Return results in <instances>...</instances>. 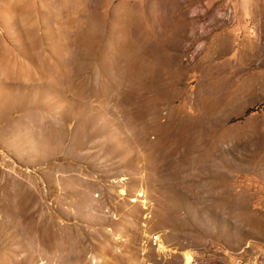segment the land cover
Wrapping results in <instances>:
<instances>
[{"label": "rangeland", "instance_id": "1", "mask_svg": "<svg viewBox=\"0 0 264 264\" xmlns=\"http://www.w3.org/2000/svg\"><path fill=\"white\" fill-rule=\"evenodd\" d=\"M187 250L264 264V0H0V264Z\"/></svg>", "mask_w": 264, "mask_h": 264}, {"label": "bare ground", "instance_id": "2", "mask_svg": "<svg viewBox=\"0 0 264 264\" xmlns=\"http://www.w3.org/2000/svg\"><path fill=\"white\" fill-rule=\"evenodd\" d=\"M183 256L187 264H190L193 261V256L189 250L184 251Z\"/></svg>", "mask_w": 264, "mask_h": 264}, {"label": "built area", "instance_id": "3", "mask_svg": "<svg viewBox=\"0 0 264 264\" xmlns=\"http://www.w3.org/2000/svg\"><path fill=\"white\" fill-rule=\"evenodd\" d=\"M194 260H195V258H194ZM232 264H252V263L236 259L232 262Z\"/></svg>", "mask_w": 264, "mask_h": 264}]
</instances>
